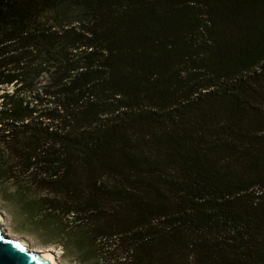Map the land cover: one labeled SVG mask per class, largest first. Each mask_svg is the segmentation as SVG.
Returning <instances> with one entry per match:
<instances>
[{
    "label": "trees",
    "instance_id": "obj_1",
    "mask_svg": "<svg viewBox=\"0 0 264 264\" xmlns=\"http://www.w3.org/2000/svg\"><path fill=\"white\" fill-rule=\"evenodd\" d=\"M9 185L77 262L264 264V0H0Z\"/></svg>",
    "mask_w": 264,
    "mask_h": 264
},
{
    "label": "rangeland",
    "instance_id": "obj_2",
    "mask_svg": "<svg viewBox=\"0 0 264 264\" xmlns=\"http://www.w3.org/2000/svg\"><path fill=\"white\" fill-rule=\"evenodd\" d=\"M9 187L10 185L7 188L0 186V229L4 234L18 242L24 243L31 250L48 253L53 257V264H90V260L96 258L93 255L89 260L85 259L77 262L71 259L70 255L64 253L57 245L48 244L52 236L45 234V231L43 233L36 230L26 222L18 207L20 203L22 204L26 201H16L15 197H10L12 191L9 190Z\"/></svg>",
    "mask_w": 264,
    "mask_h": 264
},
{
    "label": "water",
    "instance_id": "obj_3",
    "mask_svg": "<svg viewBox=\"0 0 264 264\" xmlns=\"http://www.w3.org/2000/svg\"><path fill=\"white\" fill-rule=\"evenodd\" d=\"M0 264H52L42 252L8 237L0 229Z\"/></svg>",
    "mask_w": 264,
    "mask_h": 264
},
{
    "label": "bare ground",
    "instance_id": "obj_4",
    "mask_svg": "<svg viewBox=\"0 0 264 264\" xmlns=\"http://www.w3.org/2000/svg\"><path fill=\"white\" fill-rule=\"evenodd\" d=\"M22 243V242H21ZM24 244V243H23ZM25 245V244H24ZM43 253V252H42ZM44 255H46L48 257V259L51 261V263L53 264V257H51L48 253H43Z\"/></svg>",
    "mask_w": 264,
    "mask_h": 264
}]
</instances>
